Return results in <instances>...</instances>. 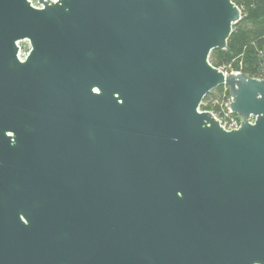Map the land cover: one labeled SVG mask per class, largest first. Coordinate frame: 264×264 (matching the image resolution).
Instances as JSON below:
<instances>
[{
	"label": "water",
	"instance_id": "1",
	"mask_svg": "<svg viewBox=\"0 0 264 264\" xmlns=\"http://www.w3.org/2000/svg\"><path fill=\"white\" fill-rule=\"evenodd\" d=\"M36 2L0 0V264H264V77L209 61L240 8Z\"/></svg>",
	"mask_w": 264,
	"mask_h": 264
},
{
	"label": "trees",
	"instance_id": "2",
	"mask_svg": "<svg viewBox=\"0 0 264 264\" xmlns=\"http://www.w3.org/2000/svg\"><path fill=\"white\" fill-rule=\"evenodd\" d=\"M242 12L227 40V48L214 49L210 63L224 72H241L248 77L263 78L264 67V0H233ZM228 90L219 86L208 92L200 104V110H208L218 116L227 112Z\"/></svg>",
	"mask_w": 264,
	"mask_h": 264
},
{
	"label": "built area",
	"instance_id": "3",
	"mask_svg": "<svg viewBox=\"0 0 264 264\" xmlns=\"http://www.w3.org/2000/svg\"><path fill=\"white\" fill-rule=\"evenodd\" d=\"M30 1H31L32 5L37 6L36 0H30ZM18 57L20 59H23L25 56H21L20 51H19ZM226 73H228V72H226ZM230 73H236V72L232 71ZM229 102H230V97H229V100H228V102L226 104V106H227L226 114H224L223 116H218V115L214 114V116L219 120L220 125L226 130H231L233 128L236 129L240 125V118L230 111ZM250 120H252V118H250Z\"/></svg>",
	"mask_w": 264,
	"mask_h": 264
},
{
	"label": "rangeland",
	"instance_id": "4",
	"mask_svg": "<svg viewBox=\"0 0 264 264\" xmlns=\"http://www.w3.org/2000/svg\"><path fill=\"white\" fill-rule=\"evenodd\" d=\"M19 45H20L21 56H25L28 49H29L28 43L26 41H24V42L19 43ZM228 73H230V72H228Z\"/></svg>",
	"mask_w": 264,
	"mask_h": 264
}]
</instances>
